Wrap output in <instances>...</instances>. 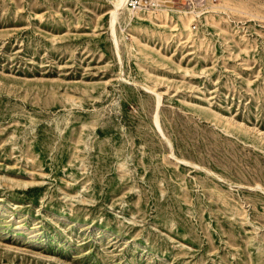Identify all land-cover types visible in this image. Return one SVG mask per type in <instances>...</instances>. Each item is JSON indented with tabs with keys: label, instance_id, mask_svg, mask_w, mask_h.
I'll return each mask as SVG.
<instances>
[{
	"label": "rangeland",
	"instance_id": "374dc122",
	"mask_svg": "<svg viewBox=\"0 0 264 264\" xmlns=\"http://www.w3.org/2000/svg\"><path fill=\"white\" fill-rule=\"evenodd\" d=\"M0 0V264H264V0Z\"/></svg>",
	"mask_w": 264,
	"mask_h": 264
},
{
	"label": "bare ground",
	"instance_id": "6f19581e",
	"mask_svg": "<svg viewBox=\"0 0 264 264\" xmlns=\"http://www.w3.org/2000/svg\"><path fill=\"white\" fill-rule=\"evenodd\" d=\"M113 2H114V9L111 12L110 28H111L112 36L115 39L113 23L116 20V17H117L116 15H117L118 10L120 8L125 9L127 7V5H126V0H113ZM145 3H150V4L154 5V4H158V0H145ZM127 9L130 10L129 7H127ZM135 10H138V8L136 7L133 11H135Z\"/></svg>",
	"mask_w": 264,
	"mask_h": 264
},
{
	"label": "built area",
	"instance_id": "2783aa9c",
	"mask_svg": "<svg viewBox=\"0 0 264 264\" xmlns=\"http://www.w3.org/2000/svg\"><path fill=\"white\" fill-rule=\"evenodd\" d=\"M141 3H142V0H126L127 7L131 8V9L136 8L137 6L141 5ZM150 5H152V4H150Z\"/></svg>",
	"mask_w": 264,
	"mask_h": 264
}]
</instances>
